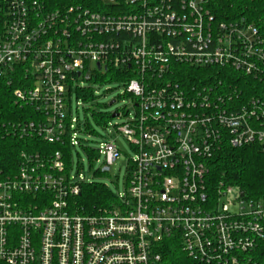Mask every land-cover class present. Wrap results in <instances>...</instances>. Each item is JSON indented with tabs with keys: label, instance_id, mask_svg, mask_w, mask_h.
I'll list each match as a JSON object with an SVG mask.
<instances>
[{
	"label": "built area",
	"instance_id": "built-area-1",
	"mask_svg": "<svg viewBox=\"0 0 264 264\" xmlns=\"http://www.w3.org/2000/svg\"><path fill=\"white\" fill-rule=\"evenodd\" d=\"M218 10L217 0H0V78L22 67L27 81L14 96L44 116L12 133L59 142L69 131V143L80 144L68 89L108 68L133 75L120 87L135 109L113 113L125 118L114 126L134 152L125 192L96 214L69 204L88 181L82 174L47 170L65 169L59 151L49 159L21 152L17 175L0 180V262L158 264L162 243L175 239L204 263L257 264L264 201L223 183L212 191L207 177L226 145L264 152V100L244 104L221 82L176 75L182 65L221 67L264 84L258 27ZM95 151L94 160L104 156L99 173L120 156L111 141Z\"/></svg>",
	"mask_w": 264,
	"mask_h": 264
},
{
	"label": "trees",
	"instance_id": "trees-1",
	"mask_svg": "<svg viewBox=\"0 0 264 264\" xmlns=\"http://www.w3.org/2000/svg\"><path fill=\"white\" fill-rule=\"evenodd\" d=\"M61 1V0H60ZM221 3L218 12L224 17L237 18L244 16L254 23L264 37V0H217ZM55 4V2H54ZM176 75L182 82L190 84H221L219 88L226 93L236 91L241 95V103L247 104L248 99L257 97L264 100V84L253 76H245L231 69L221 67L193 68L190 66H178ZM9 77L0 78V180L6 177H15L21 163V152L26 151L40 158L49 159L56 152H60L65 169L61 172L47 169L55 174H69L72 171V148L69 143V131L62 141L48 142L32 132L30 135L20 137L12 133L13 130L21 131L25 123L33 120L39 121L44 116L35 111L30 104L16 100L14 90L24 86L26 76L22 67L16 72L8 73ZM124 74L122 70L108 68L106 72L93 74L90 83L102 87L113 84L120 87L126 79L133 76ZM78 80V78H76ZM10 80V82H9ZM232 86V87H231ZM233 86H237L234 90ZM75 92L77 99L85 103H91L96 99L93 86L85 88L71 87L68 89V101ZM235 93V92H234ZM126 96L130 97L128 94ZM94 121L98 126L105 125L111 117L110 113L92 112ZM4 126V127H3ZM13 126L15 128H13ZM87 130L96 133L90 122H87ZM10 132V133H8ZM88 160L93 162L97 156L95 149L85 146ZM99 173L98 170L95 174ZM220 183L238 188L244 197L264 201V152L261 145H247L241 148L224 146L210 161L207 185L214 191ZM115 194L107 185L94 181L80 183V192L69 198L72 209L81 214H96L109 208L114 202ZM161 260L158 264H217L204 263L190 257L175 239L166 240L160 247ZM257 264H264V236L259 238L255 249L251 253ZM0 264H5L0 262Z\"/></svg>",
	"mask_w": 264,
	"mask_h": 264
},
{
	"label": "rangeland",
	"instance_id": "rangeland-1",
	"mask_svg": "<svg viewBox=\"0 0 264 264\" xmlns=\"http://www.w3.org/2000/svg\"><path fill=\"white\" fill-rule=\"evenodd\" d=\"M73 85V83H72ZM76 85V84H75ZM93 86L96 99L91 103H85L82 99H77L75 92L72 93V116L77 119L78 138L80 144L72 148V175L79 179L82 174L86 180L104 184L114 192L115 195L125 192V174L128 158L134 156L128 140L117 131L115 124L125 121L122 117H111L107 123L98 126L93 119L92 112L113 113L116 110L129 109L134 113L132 101L128 96H122L123 88L113 84H106L102 87L95 86L89 81H85L83 86ZM115 100L114 103H111ZM87 122H90L92 129L96 133L87 130ZM113 142L120 150L119 158L111 166V170L106 173H97L104 164V156L100 155L98 160L90 162L85 152V146L98 150L101 144ZM79 171V174L77 173Z\"/></svg>",
	"mask_w": 264,
	"mask_h": 264
},
{
	"label": "water",
	"instance_id": "water-1",
	"mask_svg": "<svg viewBox=\"0 0 264 264\" xmlns=\"http://www.w3.org/2000/svg\"><path fill=\"white\" fill-rule=\"evenodd\" d=\"M115 102V100H113L111 103H114ZM117 114H113V117H115Z\"/></svg>",
	"mask_w": 264,
	"mask_h": 264
}]
</instances>
